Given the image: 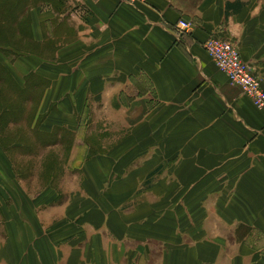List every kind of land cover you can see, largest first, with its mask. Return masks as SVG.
<instances>
[{
	"label": "crops",
	"instance_id": "obj_1",
	"mask_svg": "<svg viewBox=\"0 0 264 264\" xmlns=\"http://www.w3.org/2000/svg\"><path fill=\"white\" fill-rule=\"evenodd\" d=\"M185 1L148 0L130 6L120 0H65L62 14L49 12V7L33 10L37 40L43 41L45 25L46 37L52 41L63 39L54 36L61 26L73 32L57 53L65 67L41 69L33 60L30 69L49 81L41 106L42 130L52 133L66 127L77 132V116L82 115L83 127L92 121L91 114L83 117L89 107L96 108V121L97 115H110L111 121L125 124L128 130L134 129L137 116L144 117L140 124H146L138 130L144 128L134 136L154 139L155 144L149 141L142 149L128 139L130 153L137 155L125 163L117 198L124 201L132 188L140 192L147 180L154 185L127 201L138 208L120 212L121 222L129 219L127 238L121 239L104 221L83 224V218L74 227L57 229L71 219L69 210H61L66 204L28 202L22 185L7 177L9 165L0 149V264H114L121 241L126 249L144 252L143 264H264V108L232 86L203 49L205 41L218 34L234 42L242 59L264 78V3L209 0L199 8L198 21ZM186 20L195 28L179 34L177 26ZM121 110L122 116L117 114ZM151 121L154 130L146 132ZM123 142L108 153L122 148ZM172 151L190 156L169 159ZM89 164L83 163L81 169L89 176L91 167L100 174L87 180L101 181L96 184L101 191V172L109 166ZM172 178L190 192L196 186H222L224 191L207 190L197 199L190 194L188 201H182L187 209L173 221L162 211L165 195L151 191L160 190L166 181L171 185ZM62 179L61 188L72 186L80 197L92 192L87 180L85 190L75 187L72 179ZM8 191L14 198L8 200ZM100 191L97 200L103 197ZM195 201L203 203L204 212H190ZM215 201L222 202V208ZM153 206L160 216L153 215ZM182 224L185 232L179 229Z\"/></svg>",
	"mask_w": 264,
	"mask_h": 264
},
{
	"label": "rangeland",
	"instance_id": "obj_2",
	"mask_svg": "<svg viewBox=\"0 0 264 264\" xmlns=\"http://www.w3.org/2000/svg\"><path fill=\"white\" fill-rule=\"evenodd\" d=\"M207 1L209 0H186L184 5L187 6L188 10L196 11L193 16L198 21H201V16L197 15V12H199V8L207 4ZM64 2L65 0H0V149L4 152L9 165L7 177L17 182L19 187L22 185V192L26 198L28 197V202L33 199H40V204H49L51 201V205L63 206L66 204L61 210H69L71 219L67 218L62 224H58L59 226H56L57 229L64 226L69 227L72 224V227H74V223L81 222L83 218V224L90 222L93 225H99L104 221L105 225H110L109 227H112L121 239L127 238L129 219L121 222V218H119L120 212H125V209L138 208L137 205L130 204L132 201L129 203L127 201L138 197L139 193L141 195L142 189L144 190L154 185H152L151 180H147L141 187L140 192H138V189L132 188L124 201L117 198V189L123 183L122 179L125 178V170H123L125 163L130 162L137 155L130 153L129 149L131 146H128V139L134 143L135 147L138 146L142 149L147 147L149 141L151 144L154 143V139L149 140L145 136H134V134H138L144 128L138 130L140 126H145L146 124H140L144 117L137 116L135 130L131 128L128 130L125 124H115V121H111L113 116L110 115H97L98 121H96V108L89 107L83 115V117H86L91 114L92 121H90L88 126L83 127L85 124L81 122L83 120L81 118L82 115L75 118L77 119L75 129L78 131L73 133L80 134L81 136L79 137H75L72 130L66 127L53 130L52 133L43 131L41 127L45 118L41 113V106L49 81L30 70L33 60L35 66H39L41 69L54 66L65 67L67 63H64L63 59H59L57 53L59 49L69 43V40H64V38H73V32L67 27L61 26L54 36L63 39L61 41H52L46 37L48 26L45 25L46 27H41L43 41L37 40L33 22V10L49 7L51 9H48L49 12L62 14L65 12ZM262 2L264 3V0ZM14 10L15 13L13 12ZM42 11L44 12V10ZM45 18H48L47 15L42 19ZM261 18L264 20V10L261 13ZM186 22L195 28L196 24L194 22L189 20H186ZM51 25L53 26V24ZM211 37L217 38L220 36L215 34ZM21 64H23L24 68ZM240 90L243 93V90ZM116 108L121 109V107ZM117 114L122 116V110ZM100 119H105L106 121L101 122ZM154 124L155 122L153 121L149 122L146 132L154 130L152 128ZM112 132H119L116 133L119 136L114 137ZM131 134L133 135L129 138L128 136ZM122 141H124L121 144L122 148H117V151L108 153V150L115 148V145ZM180 141L183 147L185 140L182 138ZM188 149L191 151L190 147ZM181 154L184 157L190 156L188 152L176 153L172 151L169 153V159ZM85 162L94 163L93 167L95 164L109 166L106 171L101 172L103 175L101 191L100 187L98 189L96 186V184L100 185L101 181L97 183L95 180L90 182L87 180L92 176H98L99 178L100 174L97 175L95 169L90 166L93 172L89 176L88 171L81 169V165ZM152 163L154 166L155 161ZM167 163L169 165L174 164L172 161ZM174 168L177 169L178 166ZM156 169H153V171ZM63 177H67V180H74V186L78 188L82 186L83 189H85L87 180V183L91 184L92 192L88 190L86 194L80 197L72 186L61 188V184L64 181ZM18 178L28 182V184L21 183ZM171 180L174 182L171 185L169 181H166L165 184L160 186V190L155 191L156 188H154L151 191L165 195L162 202L165 209H162V211H165L167 218L173 221L179 220L178 212L182 213L183 209H187V205L182 203V201H188L186 199L190 194H193V197L195 196L194 199H197L202 193H206L207 190H210L211 193H223L224 191L222 186H196L194 192H190V188H187L186 185L182 186L174 178ZM104 185H106L105 188L107 190L103 191ZM99 191L103 197L97 200L94 197L96 194L99 195ZM8 193V200H10V197L14 198L11 192L8 191ZM41 194L45 196L43 197ZM69 199L70 201H68ZM156 203L159 207L160 202ZM215 203L221 205L222 208V202L218 203L215 201ZM8 204L9 208L13 206L10 201ZM202 205L203 203L195 201V204L190 207V212L193 215L204 212ZM158 207L153 206V215H159ZM187 212L189 211L187 210ZM79 213L82 215L86 214L80 218ZM172 216L173 218H170ZM187 216L189 215H185V222L189 218H186ZM137 219L139 220V218H132V221L137 222ZM184 227H186V224H182L179 229L185 232ZM170 229H174V227H169ZM185 239L183 237L180 238L182 245L187 244ZM116 252L119 257H117L114 264H143L144 252L138 250V248L134 250L126 249L121 241V248L116 249ZM157 253L159 252L157 251ZM153 255L152 259L158 262L159 257L154 258ZM110 264H113V262H110Z\"/></svg>",
	"mask_w": 264,
	"mask_h": 264
},
{
	"label": "built area",
	"instance_id": "obj_3",
	"mask_svg": "<svg viewBox=\"0 0 264 264\" xmlns=\"http://www.w3.org/2000/svg\"><path fill=\"white\" fill-rule=\"evenodd\" d=\"M130 6L146 4L148 0H120ZM193 26L180 21L177 32L182 34L191 31ZM203 49L209 55L216 67L226 74L232 86L243 90L244 95L249 98L258 108H264V78L259 75L251 64L242 59L238 46L221 37H210L203 44Z\"/></svg>",
	"mask_w": 264,
	"mask_h": 264
},
{
	"label": "trees",
	"instance_id": "obj_4",
	"mask_svg": "<svg viewBox=\"0 0 264 264\" xmlns=\"http://www.w3.org/2000/svg\"><path fill=\"white\" fill-rule=\"evenodd\" d=\"M9 1V0H8ZM11 1V0H10ZM15 13V10L13 11Z\"/></svg>",
	"mask_w": 264,
	"mask_h": 264
}]
</instances>
